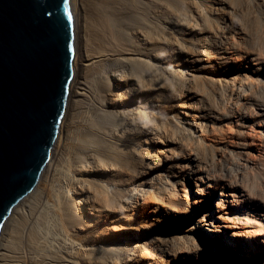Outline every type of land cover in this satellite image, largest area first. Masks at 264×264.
Returning a JSON list of instances; mask_svg holds the SVG:
<instances>
[{
  "label": "bare ground",
  "instance_id": "1",
  "mask_svg": "<svg viewBox=\"0 0 264 264\" xmlns=\"http://www.w3.org/2000/svg\"><path fill=\"white\" fill-rule=\"evenodd\" d=\"M73 74L0 264H264V0H70Z\"/></svg>",
  "mask_w": 264,
  "mask_h": 264
},
{
  "label": "water",
  "instance_id": "2",
  "mask_svg": "<svg viewBox=\"0 0 264 264\" xmlns=\"http://www.w3.org/2000/svg\"><path fill=\"white\" fill-rule=\"evenodd\" d=\"M73 57L70 0H0V231L50 158Z\"/></svg>",
  "mask_w": 264,
  "mask_h": 264
}]
</instances>
